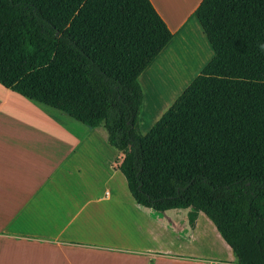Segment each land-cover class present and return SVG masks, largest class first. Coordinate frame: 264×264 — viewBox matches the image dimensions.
<instances>
[{
    "label": "trees",
    "instance_id": "1",
    "mask_svg": "<svg viewBox=\"0 0 264 264\" xmlns=\"http://www.w3.org/2000/svg\"><path fill=\"white\" fill-rule=\"evenodd\" d=\"M213 57L142 135L137 81L171 32L149 0H0V85L103 127L140 207L199 212L264 264V0H201Z\"/></svg>",
    "mask_w": 264,
    "mask_h": 264
},
{
    "label": "crops",
    "instance_id": "2",
    "mask_svg": "<svg viewBox=\"0 0 264 264\" xmlns=\"http://www.w3.org/2000/svg\"><path fill=\"white\" fill-rule=\"evenodd\" d=\"M200 1L149 0L171 32L150 63L166 51L160 63L172 57L187 81L146 129L138 122L142 135L213 57L194 15ZM107 138L0 85V264H237L204 213L183 239L187 210L137 205ZM199 218L213 238L194 239Z\"/></svg>",
    "mask_w": 264,
    "mask_h": 264
},
{
    "label": "rangeland",
    "instance_id": "3",
    "mask_svg": "<svg viewBox=\"0 0 264 264\" xmlns=\"http://www.w3.org/2000/svg\"><path fill=\"white\" fill-rule=\"evenodd\" d=\"M164 56H166V51L162 52L139 77V84L143 94V104L138 116V122L142 125L141 129H146L153 122L187 81L182 67L173 66L172 57L167 61L162 60L163 62L160 63V59ZM191 231L187 225V228L179 230L176 235L183 239H188ZM199 236L214 237L212 226L201 218L197 221L194 239H198Z\"/></svg>",
    "mask_w": 264,
    "mask_h": 264
},
{
    "label": "clouds",
    "instance_id": "4",
    "mask_svg": "<svg viewBox=\"0 0 264 264\" xmlns=\"http://www.w3.org/2000/svg\"><path fill=\"white\" fill-rule=\"evenodd\" d=\"M258 48H259L262 52H264V43H260V44H258Z\"/></svg>",
    "mask_w": 264,
    "mask_h": 264
}]
</instances>
